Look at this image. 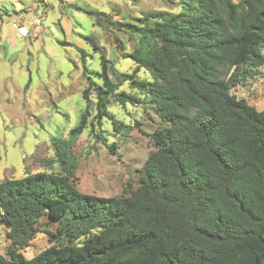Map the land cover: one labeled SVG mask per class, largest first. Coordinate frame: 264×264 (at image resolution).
<instances>
[{
  "label": "trees",
  "instance_id": "trees-1",
  "mask_svg": "<svg viewBox=\"0 0 264 264\" xmlns=\"http://www.w3.org/2000/svg\"><path fill=\"white\" fill-rule=\"evenodd\" d=\"M177 1L178 12L145 15L139 25L77 7L95 26L130 32L134 49L123 57L136 68L120 72L88 38L100 53L102 83L88 75L80 50L88 81L80 124L52 140L47 170L0 180L8 227L0 264H264V110L231 93L240 70L245 78L264 65V0ZM140 70L150 78L140 79ZM124 83L143 98L119 91ZM112 100L152 107L154 150L128 194L88 195L76 185L80 135L105 119L115 137L134 128L110 112ZM96 135L117 154V143ZM44 218L56 229L43 228ZM39 233L51 245L28 259L22 251Z\"/></svg>",
  "mask_w": 264,
  "mask_h": 264
},
{
  "label": "rangeland",
  "instance_id": "rangeland-1",
  "mask_svg": "<svg viewBox=\"0 0 264 264\" xmlns=\"http://www.w3.org/2000/svg\"><path fill=\"white\" fill-rule=\"evenodd\" d=\"M77 7L107 13L112 22L135 25L145 15L180 10L177 0H0L2 33L12 27V19L30 23L34 17L43 18L42 33L28 41L18 39L12 45L0 35V180L47 170L48 161L54 157L52 140L66 139L80 124L87 107L83 92L88 86L80 50L86 53L88 75L102 83L100 53L94 51L88 38L100 44L120 72L133 74L136 68L132 59L123 57L134 49L130 32L123 27L95 26L94 18ZM241 72L231 93L264 110V65L245 78ZM137 75L150 78L145 70ZM119 91L143 98L128 83ZM108 108L119 121L134 126L129 135L115 137L112 121L105 119L102 128L88 125L74 148L79 159L78 189L100 197L126 195L137 184L138 170L154 150L147 134L159 126L150 106L140 103L123 107L112 100ZM90 112L89 123L95 121V107ZM100 131L107 137V144L117 143V154L97 138ZM42 227L55 230L56 224L44 218ZM7 232L8 227L0 220L2 255L7 254ZM50 245L47 235L39 233L22 252L31 259Z\"/></svg>",
  "mask_w": 264,
  "mask_h": 264
},
{
  "label": "built area",
  "instance_id": "built-area-1",
  "mask_svg": "<svg viewBox=\"0 0 264 264\" xmlns=\"http://www.w3.org/2000/svg\"><path fill=\"white\" fill-rule=\"evenodd\" d=\"M42 23L43 18L34 17V19L30 22H23L21 20H14L12 23V28L16 32V36L21 39H28L30 37L38 36V34L42 33Z\"/></svg>",
  "mask_w": 264,
  "mask_h": 264
},
{
  "label": "crops",
  "instance_id": "crops-1",
  "mask_svg": "<svg viewBox=\"0 0 264 264\" xmlns=\"http://www.w3.org/2000/svg\"><path fill=\"white\" fill-rule=\"evenodd\" d=\"M15 20V19H12V21ZM11 21V22H12ZM0 35L2 36V40H6L8 43H11L12 45H14L15 43H17L18 39H21V38H18L15 34V31L13 30L12 27H9L4 33H2L1 29H0ZM29 39L31 38H28V39H22L23 41H28Z\"/></svg>",
  "mask_w": 264,
  "mask_h": 264
}]
</instances>
